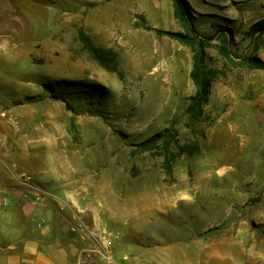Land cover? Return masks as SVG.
Masks as SVG:
<instances>
[{"label": "rangeland", "instance_id": "rangeland-1", "mask_svg": "<svg viewBox=\"0 0 264 264\" xmlns=\"http://www.w3.org/2000/svg\"><path fill=\"white\" fill-rule=\"evenodd\" d=\"M188 1L219 75L198 122L192 54L156 33L183 31L172 0H0V165L87 228L89 264H264V70L228 65L218 34L264 61L247 36L264 0ZM166 130L201 148L172 174L138 148Z\"/></svg>", "mask_w": 264, "mask_h": 264}, {"label": "crops", "instance_id": "crops-1", "mask_svg": "<svg viewBox=\"0 0 264 264\" xmlns=\"http://www.w3.org/2000/svg\"><path fill=\"white\" fill-rule=\"evenodd\" d=\"M18 176L0 165V264H89L62 205L24 198Z\"/></svg>", "mask_w": 264, "mask_h": 264}, {"label": "trees", "instance_id": "trees-1", "mask_svg": "<svg viewBox=\"0 0 264 264\" xmlns=\"http://www.w3.org/2000/svg\"><path fill=\"white\" fill-rule=\"evenodd\" d=\"M174 6V17L182 26V32H173L166 30H156L159 36H166L177 41L182 46L188 48L192 54V71L191 80L195 87V93L190 99L187 114L191 121L198 122L204 118L205 108L211 100V90L214 82L219 80V75L208 67V49L214 38L203 36L194 22V10L188 0H172ZM218 34L221 36L223 45L220 48V55L228 65L234 68H246L248 70H264V61L258 56H241L233 57L230 51V42L234 40V30L231 28L219 29ZM247 36L251 38L252 44L257 50L264 48V19L254 23ZM91 51L107 70L116 72V68L111 67L113 62V52L105 51L101 48L91 47ZM115 55V54H114ZM111 63V64H110ZM48 90H54V87H47ZM178 132L166 130L163 133H157L149 139L139 144L138 148L141 153L151 151H162L165 160L164 167L169 174L173 172V164L185 154H198L201 151L198 141L191 145L180 146L178 144ZM175 146L177 151H172Z\"/></svg>", "mask_w": 264, "mask_h": 264}, {"label": "built area", "instance_id": "built-area-1", "mask_svg": "<svg viewBox=\"0 0 264 264\" xmlns=\"http://www.w3.org/2000/svg\"><path fill=\"white\" fill-rule=\"evenodd\" d=\"M18 178L20 180V185L22 187H24V189H25V191L22 193L24 198L30 199L32 197L35 202H41V201L44 200L45 192L40 190L35 185L31 184L29 182L30 178H28L27 175L21 174V175L18 176ZM14 191L16 192L17 190H14ZM72 231L73 232H77L78 234H86L87 233V228L83 224H80L79 227H75ZM108 261L110 262V264H116L113 261L112 257L109 258Z\"/></svg>", "mask_w": 264, "mask_h": 264}, {"label": "bare ground", "instance_id": "bare-ground-1", "mask_svg": "<svg viewBox=\"0 0 264 264\" xmlns=\"http://www.w3.org/2000/svg\"><path fill=\"white\" fill-rule=\"evenodd\" d=\"M6 41V40H5ZM7 44V43H6ZM5 45V44H4ZM9 45V44H8Z\"/></svg>", "mask_w": 264, "mask_h": 264}]
</instances>
